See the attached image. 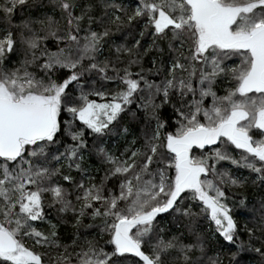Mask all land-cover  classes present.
Listing matches in <instances>:
<instances>
[{
    "label": "snow or ice",
    "instance_id": "snow-or-ice-1",
    "mask_svg": "<svg viewBox=\"0 0 264 264\" xmlns=\"http://www.w3.org/2000/svg\"><path fill=\"white\" fill-rule=\"evenodd\" d=\"M0 32V264H264L221 166L264 185V0H0Z\"/></svg>",
    "mask_w": 264,
    "mask_h": 264
},
{
    "label": "trees",
    "instance_id": "trees-1",
    "mask_svg": "<svg viewBox=\"0 0 264 264\" xmlns=\"http://www.w3.org/2000/svg\"><path fill=\"white\" fill-rule=\"evenodd\" d=\"M26 14V13H25ZM58 14V13H57ZM21 12L19 10H17L14 14V19H21ZM0 35H2V32H0ZM117 35L119 36V33H117ZM130 39V37H129ZM119 42H124V37H120ZM150 57H146L145 61H144V66L145 67H150ZM238 62V61H237ZM223 85L219 86L218 88V92L219 94H223ZM132 107H135V105H133ZM142 115V113H141ZM126 118V117H125ZM133 128L135 131H138V128L133 125ZM122 143V142H121ZM109 146H111L109 144ZM239 154V151L237 150V153ZM93 164L98 163V161L96 160L95 157L92 158L91 161ZM221 166L223 167H229L231 168V170L236 173L237 175H242V178H248L247 182L243 185V186H236V187H232V188H226V191L228 192V203L233 207V215L235 216V218L237 219V221L240 223L241 226H243V224L245 223V221L248 222L249 226H251L252 224V217L251 215H249L248 213V209L243 208L240 205V199L241 198H245V202L248 205V208H259L260 207V202H261V198L264 197V185H261L258 181L256 183H253V180L255 179V174H250V170L248 169H238L236 166H232L230 165L228 162H222ZM103 169H101V173L102 174ZM74 175H78V173H76L75 171L73 172ZM93 174L96 175L97 180L99 179V175L95 173V171L93 170ZM250 177V178H249ZM48 213H49V218L50 219H55L56 218V213L54 209H48ZM68 218H71V213L68 214ZM88 221L85 220V223H87ZM208 221L204 220L203 222V227L207 228L208 227ZM38 226L40 227H46V222L44 224H39ZM60 234H61V239L66 243L68 242L69 239H71V233L73 232V229L71 228L70 225H65L62 224L60 226ZM92 234H99V229L98 228H94L92 229V231L90 233H88L89 236H91ZM216 235L218 234H214L213 235V242L216 239ZM246 236V234H245ZM107 234H105L104 239H107ZM27 243L29 245H32L33 241L31 239L27 240ZM43 251V249H39ZM214 252H210L209 255H214ZM222 260L224 262V264H227L228 261V257L226 252L223 253L222 255Z\"/></svg>",
    "mask_w": 264,
    "mask_h": 264
},
{
    "label": "rangeland",
    "instance_id": "rangeland-1",
    "mask_svg": "<svg viewBox=\"0 0 264 264\" xmlns=\"http://www.w3.org/2000/svg\"><path fill=\"white\" fill-rule=\"evenodd\" d=\"M238 151H240V150H238Z\"/></svg>",
    "mask_w": 264,
    "mask_h": 264
}]
</instances>
